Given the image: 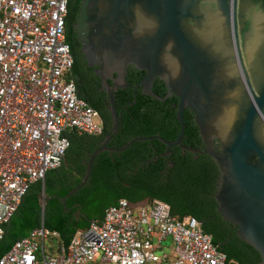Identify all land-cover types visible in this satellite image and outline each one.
Returning <instances> with one entry per match:
<instances>
[{
  "label": "water",
  "instance_id": "obj_1",
  "mask_svg": "<svg viewBox=\"0 0 264 264\" xmlns=\"http://www.w3.org/2000/svg\"><path fill=\"white\" fill-rule=\"evenodd\" d=\"M75 31L86 61L99 67L112 126L90 155L80 185L66 196L46 198L43 190L41 198H58L66 207L88 184L100 154L123 153L138 142H162L167 157L176 147L195 153L183 146L190 110L205 154L220 170L218 211L264 264V0H81ZM130 67L146 72L131 107L139 88L157 101L179 99L176 141L139 137L109 148L123 119L116 95L130 87ZM156 79L165 83V97L152 90Z\"/></svg>",
  "mask_w": 264,
  "mask_h": 264
},
{
  "label": "built area",
  "instance_id": "obj_2",
  "mask_svg": "<svg viewBox=\"0 0 264 264\" xmlns=\"http://www.w3.org/2000/svg\"><path fill=\"white\" fill-rule=\"evenodd\" d=\"M70 3L0 0V242L30 188L62 166L68 135L104 134L73 77ZM0 264H228V257L196 218L180 219L159 200H121L68 244L36 228Z\"/></svg>",
  "mask_w": 264,
  "mask_h": 264
},
{
  "label": "trees",
  "instance_id": "obj_3",
  "mask_svg": "<svg viewBox=\"0 0 264 264\" xmlns=\"http://www.w3.org/2000/svg\"><path fill=\"white\" fill-rule=\"evenodd\" d=\"M80 2L81 0H71L70 3L69 15H73L74 21L78 17ZM67 42L73 56L81 52L75 32ZM133 75L137 76L136 82L144 78V73L134 71ZM77 88L81 89L79 83ZM91 88L93 90L95 86ZM125 95L127 98H123L121 104L134 101L133 94ZM79 96L101 114L104 131L107 133L112 126V117L103 111V103L91 102L83 94ZM177 101L169 99L161 102L151 98L144 112V96L139 92L138 102L134 107L129 106L123 114L122 107L118 108L123 119L114 145L122 148L136 138L154 136L176 141L181 125L177 113L171 109ZM185 125L183 143L191 144L199 133L188 111L185 112ZM100 137L80 132L68 135L71 145L62 166L48 172L44 182H38L30 188L18 212L5 226V237L0 242V258L17 240L27 237L43 224L47 229L58 232L64 243L68 244L78 231L87 230L92 222H101L105 211L119 201L127 200L138 205L153 198L170 205L173 215L180 219L186 216L196 218L203 231L210 234L214 244L227 255L228 264L261 263V255L238 237L236 228L224 221L218 211L215 195L221 175L216 165L206 159L203 162H196L192 157L187 159L179 147L171 150V156H163L166 145L158 140L135 143L123 153L100 154L96 158L88 184L67 200L66 207L58 198H53L45 202L43 213L42 191H45L48 198L55 195L66 196L80 185L90 155L99 147ZM80 161L84 164L71 177L72 167ZM170 163L175 166L170 168ZM78 173H81L80 177ZM67 210L80 211L81 220L75 222L72 215L67 214Z\"/></svg>",
  "mask_w": 264,
  "mask_h": 264
},
{
  "label": "flooded vegetation",
  "instance_id": "obj_4",
  "mask_svg": "<svg viewBox=\"0 0 264 264\" xmlns=\"http://www.w3.org/2000/svg\"><path fill=\"white\" fill-rule=\"evenodd\" d=\"M76 20L75 21L73 20V15H69L68 25H67V37H66L67 41L69 40V38L71 37L73 32L76 33V31H75ZM78 43L81 46V52L74 54L75 69L73 68L74 74H75L74 79L76 81V84L79 83L81 85V89H78V93H79V95L83 94V96L85 98L89 99L91 102L96 101V103H103V106H104L103 111L111 116V113L109 111V108H110L109 96H108V93L106 90H102V86H101L102 79L97 74V70L99 69V67H91L88 64V62L86 61V59L84 57V54L82 53V45L79 42V40H78ZM134 71H135V73H143V72L137 71L134 67H130L129 68V74L127 77V81L130 84V87L126 90L119 91L116 95V104H117L118 108H119V106L122 107V114H123V111L126 110L130 106V104H132L135 101V90H134V88L146 77V72H144V78L141 79L140 81L136 82L135 79L137 78V76L133 75ZM110 84L113 85V83H110ZM93 85L95 86V88H93V90H92L91 86H93ZM152 90L154 91L155 94H157L161 97H163V96L165 97L167 95V88L165 86V83L161 79H156ZM139 92L142 93V88H139L137 90V96H138ZM125 93H127L129 95L133 94L134 95V101L133 102L125 101V103L121 104L122 103L121 100L123 101V98H127ZM150 99L151 98L149 96H146L144 94V112L148 108V104H149ZM172 99H177L178 101L173 103V107H172L171 111L178 113L179 99L177 97H174ZM95 111L97 112L100 120L102 121L101 114L97 110H95ZM187 111L192 116L193 123H194L195 127L198 129V127L196 126V123H195L194 113H192L190 110H187ZM109 132H110V130L107 133H105V131H104V134L100 137L101 140L99 142V145H100L101 141L104 139V137ZM198 133H199V130H198ZM114 140H115V138H114ZM114 140L109 145V148H120V147H116L114 145ZM183 146L188 148V149H193L196 151L195 153H193V152H190L189 150H182L181 148H179L184 157H186L187 159L192 157L193 160L196 162H203L204 159H206L208 161H212L219 170V167L217 166L216 162L211 157H209L207 154H205V146L203 144V141L201 139L200 134L198 135V138L194 142H191V144L183 143ZM216 149L220 150L219 143H216ZM111 153H117V152H111ZM83 164L84 163L80 161L77 163V165H74L72 167V169H73L72 173L73 174H70L71 177H74L73 176L74 172L76 173L77 169L79 167H81ZM174 166H175L174 163L169 164L170 168H173ZM165 171H167V169ZM219 172H220V170H219ZM78 174H79L78 177H80L81 173H78ZM217 194H218V192H217ZM217 194L215 195V199H216ZM67 214L72 215V219L75 222H79L81 220V217H82V214L80 213V211L67 210Z\"/></svg>",
  "mask_w": 264,
  "mask_h": 264
},
{
  "label": "crops",
  "instance_id": "obj_5",
  "mask_svg": "<svg viewBox=\"0 0 264 264\" xmlns=\"http://www.w3.org/2000/svg\"><path fill=\"white\" fill-rule=\"evenodd\" d=\"M44 182V181H43ZM42 194H43V191H42ZM42 194H41V196H42ZM46 198H48V197H46ZM43 200V208H44V210H43V213H44V211H45V207H44V204H45V202H47V201H44V199H42ZM104 218V217H103ZM103 220V219H102ZM44 225V224H43Z\"/></svg>",
  "mask_w": 264,
  "mask_h": 264
},
{
  "label": "rangeland",
  "instance_id": "obj_6",
  "mask_svg": "<svg viewBox=\"0 0 264 264\" xmlns=\"http://www.w3.org/2000/svg\"><path fill=\"white\" fill-rule=\"evenodd\" d=\"M97 122H100V120L99 119H97ZM43 210H44V208H43ZM168 245H169V243H168ZM167 244H166V246H168Z\"/></svg>",
  "mask_w": 264,
  "mask_h": 264
}]
</instances>
